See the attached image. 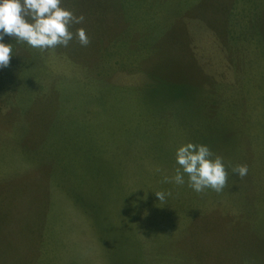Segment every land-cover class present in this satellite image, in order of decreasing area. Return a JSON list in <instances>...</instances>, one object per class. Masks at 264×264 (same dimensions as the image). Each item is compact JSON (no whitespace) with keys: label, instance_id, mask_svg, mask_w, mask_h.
<instances>
[{"label":"rangeland","instance_id":"374dc122","mask_svg":"<svg viewBox=\"0 0 264 264\" xmlns=\"http://www.w3.org/2000/svg\"><path fill=\"white\" fill-rule=\"evenodd\" d=\"M61 6L87 47L0 41V264H264V0ZM187 143L223 192L160 182Z\"/></svg>","mask_w":264,"mask_h":264},{"label":"clouds","instance_id":"9594fccd","mask_svg":"<svg viewBox=\"0 0 264 264\" xmlns=\"http://www.w3.org/2000/svg\"><path fill=\"white\" fill-rule=\"evenodd\" d=\"M62 0H0V41L5 36L17 43H24L41 52L67 47L75 39L80 46L87 47L90 39L83 28L75 33L69 30L72 25L82 24L83 14L77 16L61 6ZM12 57V45L0 42V68L8 67ZM206 145L187 143L175 153V175L163 176L161 183L185 184L196 193L212 190L217 194L223 192L228 183V172L223 159L215 156ZM155 171L160 172L157 168ZM239 179L248 174L247 165H236L232 168ZM163 203L171 192H155Z\"/></svg>","mask_w":264,"mask_h":264},{"label":"trees","instance_id":"16d2710c","mask_svg":"<svg viewBox=\"0 0 264 264\" xmlns=\"http://www.w3.org/2000/svg\"><path fill=\"white\" fill-rule=\"evenodd\" d=\"M153 98L157 99V98L155 97V92H154ZM158 100H160V99H158ZM158 100H155L154 102H155V103H159ZM199 144H200V141H199Z\"/></svg>","mask_w":264,"mask_h":264}]
</instances>
